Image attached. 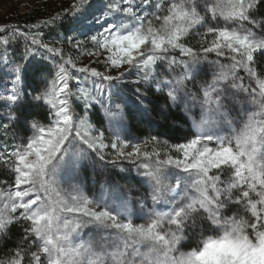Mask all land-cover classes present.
<instances>
[{"label": "snow or ice", "instance_id": "1", "mask_svg": "<svg viewBox=\"0 0 264 264\" xmlns=\"http://www.w3.org/2000/svg\"><path fill=\"white\" fill-rule=\"evenodd\" d=\"M58 20L84 39L46 43L38 31L0 27V107L9 109L0 129L24 133L0 147V244L22 229L0 264H264V0H73L41 23ZM21 38L15 59L9 49ZM65 38L77 53L103 56L105 70L78 67L56 46ZM37 56L60 60L29 91ZM133 73L127 96L117 82ZM153 88L165 105L200 107L190 138L121 137L132 108L151 111ZM27 103L47 108L46 122L22 119ZM96 104L112 128L107 143L91 123ZM125 160L137 170L135 193L109 184L85 194V166L97 173Z\"/></svg>", "mask_w": 264, "mask_h": 264}, {"label": "trees", "instance_id": "2", "mask_svg": "<svg viewBox=\"0 0 264 264\" xmlns=\"http://www.w3.org/2000/svg\"><path fill=\"white\" fill-rule=\"evenodd\" d=\"M69 0H36L31 3L27 11L23 13L8 12L5 16L0 18V27L12 28L13 26H19L21 29L26 31L37 32L44 36L46 41H53L59 35L65 37L67 33L66 25L69 23L68 20L57 21L54 24H42V21H47L52 17H55L58 13H62L65 9L70 6ZM39 25V29H30L29 26ZM9 55L19 59L24 52V46L19 44H13L9 49ZM215 59L213 55L211 57ZM28 79L27 84L31 85L29 91L34 89H42L44 86V79L47 77V71L51 70V66L47 64L44 59H38L35 57L28 63ZM43 74V75H42ZM211 70L209 71L208 78H211ZM142 89L144 88L141 87ZM166 94H160L153 88L148 93V100L151 101L149 107L151 108L150 114H137L134 110H130L127 114V123L129 131L134 132L147 139L151 135H158L161 141H168L169 144L182 142L184 137L191 135L189 129V123L182 115V113L171 104L165 105ZM163 109V112L161 111ZM22 113L23 117L27 116L33 119L45 121L47 108L34 109L30 103L25 104L21 109H18ZM91 122L99 124L96 113L90 111ZM18 127V126H17ZM13 132H16L15 139ZM30 133V130L28 134ZM24 135L23 132H17L16 128L10 129L8 132L0 135V147L11 148L12 144L20 137ZM3 174V170H0V175ZM22 235V229L19 225H13L9 233L10 238L7 239L6 245L0 244V256L3 252L8 249L14 248L15 244ZM195 241L192 242L194 244ZM190 245L185 242V246L182 250H189Z\"/></svg>", "mask_w": 264, "mask_h": 264}, {"label": "rangeland", "instance_id": "3", "mask_svg": "<svg viewBox=\"0 0 264 264\" xmlns=\"http://www.w3.org/2000/svg\"><path fill=\"white\" fill-rule=\"evenodd\" d=\"M36 0H0V18L5 16L9 11L14 12V13H23L27 11L31 3ZM70 4L73 3V0H69ZM66 30H67V35L70 36H75L77 39H84V36L78 32V31H72L71 28L69 27V23L66 25ZM46 43H50L52 41H49L46 39ZM20 43L22 44V47L25 46V42L21 38ZM57 47L63 48L65 56L71 55L73 58L76 59L77 66L82 67V66H88V67H95L99 71H104L105 67L103 64V56H91L87 54H80L77 53L75 48L72 45H69L67 42V39H64V42L61 44L57 41L56 43ZM4 47L2 44H0V52H3ZM91 51L92 49L89 48ZM43 51V50H42ZM10 53V52H9ZM43 55L45 57H50L51 54L44 52ZM38 59H41L40 56H37ZM47 61V64L51 66V70L54 69L55 66V61H59L60 57L56 56L55 60L49 58V59H44ZM122 70V69H121ZM72 71L76 76L80 78V80L89 88L92 87V82L91 79L88 78L86 79V74H82L79 72H75V70H70ZM157 71H161V69H157ZM109 74L111 75H116L117 71L116 70H110ZM135 79V73H133L132 76H128L125 78V81L123 82H117V86L123 90V92L127 96H131L133 89L136 87V85L132 84L131 81ZM198 80L200 79L199 77L197 78ZM207 79H211L208 78ZM144 85L141 84L140 87H143ZM106 87V86H105ZM189 87H192L191 84H189ZM198 87V85H197ZM195 90V89H194ZM166 94V93H165ZM105 95H107V91H105ZM134 98V97H133ZM177 108L182 115L185 117V119L189 123V129L190 132L192 133L194 131L192 127V121L193 118L196 120L200 119V107L197 105L193 108H191L190 113H186L184 111V106L183 103H181L179 106L175 107ZM131 110H134L138 115L141 113L137 111L135 108H132ZM9 111L8 108H3L0 107V116H6L7 112ZM76 111L82 116L83 113V105L80 104L77 108ZM90 111H93V113H96L97 120L99 121V124L97 123H92L93 126L100 131L104 133L105 136V142H109L111 138V132L112 128L109 126L103 111L100 107L99 104H96ZM149 115L150 112H149ZM5 131L0 129V135L4 134ZM30 135V133H29ZM191 136V135H190ZM189 136V138H190ZM121 137L124 139H127L131 143H139L140 141L146 140L143 137H140L139 135L135 134L134 132H130L128 128V123H127V130L126 133L122 132ZM20 139L16 140V142H19ZM184 140V139H183ZM182 140V142H183ZM129 151L131 149H128ZM105 154L109 156V158L112 157V149H106ZM122 169H127V171H121ZM78 179L83 182V187L85 194L88 195L90 198L93 196L94 193H99L101 189V185H109V184H114V185H119L122 188H128L131 187L133 190V193L137 191V181L139 177L137 176V170L136 168L131 165L128 161H121L118 163L116 168H113L111 166H108L107 171H98L97 173H94L91 168L85 166L84 169L80 172ZM149 206H151V201H149ZM159 210L162 211H167V206L163 205H158L157 206ZM138 223L143 222L142 220H138ZM87 233V230H85ZM182 250V249H181ZM184 251V250H182Z\"/></svg>", "mask_w": 264, "mask_h": 264}]
</instances>
